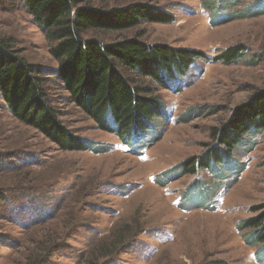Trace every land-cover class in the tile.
<instances>
[{
    "label": "rangeland",
    "instance_id": "rangeland-1",
    "mask_svg": "<svg viewBox=\"0 0 264 264\" xmlns=\"http://www.w3.org/2000/svg\"><path fill=\"white\" fill-rule=\"evenodd\" d=\"M204 1H93L102 7L154 4L175 19L89 30L85 37L110 42L140 36L149 44L207 55L170 88L153 82L164 110L130 144L98 128L55 74L46 77L61 119L103 152L61 150L14 117L0 95V264H85L91 246L120 222L133 230L141 223L144 230L114 264H264V244L247 243L252 230L241 228L255 215L252 207L264 203V130L246 134L216 171H176L216 145L214 129L264 89V12L230 19L227 15L248 2L228 0L217 20ZM0 35L10 38L28 63L56 72L44 32L21 4L0 7ZM238 44L247 50L234 62L215 59ZM189 112V120L182 121Z\"/></svg>",
    "mask_w": 264,
    "mask_h": 264
},
{
    "label": "trees",
    "instance_id": "trees-1",
    "mask_svg": "<svg viewBox=\"0 0 264 264\" xmlns=\"http://www.w3.org/2000/svg\"><path fill=\"white\" fill-rule=\"evenodd\" d=\"M93 1L0 0V7L5 2L24 6L44 32L50 53L58 62L55 73L28 63L14 48L12 40L0 35V95L14 117L41 132L63 151L92 149L103 152L104 149L77 135L63 122L49 96L48 74L60 79L71 100L98 128L130 144L133 137L143 133L164 110L165 103L155 95L153 82L170 88L189 73L197 59L207 58L206 53L198 49L167 43L149 44L140 36L110 42L98 36L85 37L89 30H126L142 22L168 23L175 19L173 14L154 4L138 2L122 7H102L94 5ZM227 1L205 0L203 4L218 20ZM239 1L233 0V4ZM243 1L248 2L246 8L236 10L227 18H244L264 12V0ZM245 50L242 44L233 45L215 59L232 63ZM190 116L191 112L181 120H189ZM261 130H264V89L233 108L227 121L214 129L216 145L204 155L181 162L176 171L182 175L196 174L205 168L216 171L232 159L246 134ZM3 196L0 190V199ZM252 211L255 215L243 220L241 228L252 230L247 243L264 244V203L252 207ZM139 225L133 230L128 223L116 224L110 235L91 246L85 264L117 262L119 254L130 248L137 232L144 230L143 225Z\"/></svg>",
    "mask_w": 264,
    "mask_h": 264
}]
</instances>
